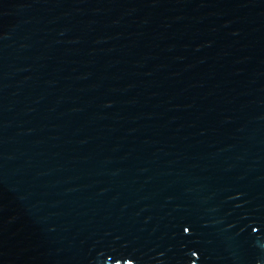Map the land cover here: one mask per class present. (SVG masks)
I'll list each match as a JSON object with an SVG mask.
<instances>
[{"label": "water", "instance_id": "obj_1", "mask_svg": "<svg viewBox=\"0 0 264 264\" xmlns=\"http://www.w3.org/2000/svg\"><path fill=\"white\" fill-rule=\"evenodd\" d=\"M0 264H264V0H0Z\"/></svg>", "mask_w": 264, "mask_h": 264}]
</instances>
